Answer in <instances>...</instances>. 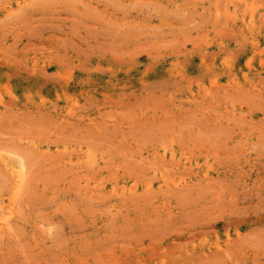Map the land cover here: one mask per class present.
<instances>
[{"label": "rangeland", "instance_id": "374dc122", "mask_svg": "<svg viewBox=\"0 0 264 264\" xmlns=\"http://www.w3.org/2000/svg\"><path fill=\"white\" fill-rule=\"evenodd\" d=\"M0 264H264V0H0Z\"/></svg>", "mask_w": 264, "mask_h": 264}, {"label": "bare ground", "instance_id": "6f19581e", "mask_svg": "<svg viewBox=\"0 0 264 264\" xmlns=\"http://www.w3.org/2000/svg\"><path fill=\"white\" fill-rule=\"evenodd\" d=\"M41 1V0H40ZM13 61V60H12ZM71 125V124H70ZM92 171V170H91ZM185 189V188H184Z\"/></svg>", "mask_w": 264, "mask_h": 264}]
</instances>
